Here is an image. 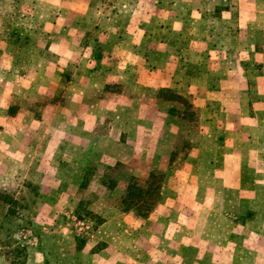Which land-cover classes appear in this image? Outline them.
Returning a JSON list of instances; mask_svg holds the SVG:
<instances>
[{
	"label": "rangeland",
	"instance_id": "rangeland-1",
	"mask_svg": "<svg viewBox=\"0 0 264 264\" xmlns=\"http://www.w3.org/2000/svg\"><path fill=\"white\" fill-rule=\"evenodd\" d=\"M148 4L0 0V186H43L26 210V264H87L107 242L129 264H264V187L253 206L247 189L214 188L215 150L258 152L250 159L264 163V61L241 62L235 82H220L235 91L212 99L189 90L213 84L201 75L213 62L190 63V78L176 72L174 83L191 105L158 100L153 72L168 62L154 55L165 36L145 21ZM131 184L143 191L141 209L123 202Z\"/></svg>",
	"mask_w": 264,
	"mask_h": 264
},
{
	"label": "crops",
	"instance_id": "crops-1",
	"mask_svg": "<svg viewBox=\"0 0 264 264\" xmlns=\"http://www.w3.org/2000/svg\"><path fill=\"white\" fill-rule=\"evenodd\" d=\"M150 1H152V5L148 4L149 6L147 7H150L149 9L152 13L146 15L147 19L145 21L149 22L152 20L148 26H153V29H160L162 31L160 35L165 36V38L160 37L158 41L152 42L157 47L154 55H156L157 61L168 62V65L159 67L157 72L154 69L153 72L155 78H153L152 87L156 88V99L191 105L192 101L188 100L187 93L181 91L178 88L179 86L174 83V81H177L175 80L177 79L176 76H178L176 72H181L183 76L190 78V71L188 70L190 63H201L203 60L207 61V63L213 62L210 69H208L209 71L211 70V74L203 71L201 75L202 77H209V75L211 78L215 77L216 79L213 81L215 87H213V84L205 83L204 81L198 83L199 87L196 86L198 90L195 88L189 90V93H205L207 97L211 98L210 94L217 96L218 94L235 91V88H227V85L222 88L220 82L225 84L224 81L230 82V79H233L231 82H235V79L231 77L237 78L238 75H242L240 72L241 62L247 64L246 61H256L257 57L263 59L261 60L262 62L264 61V0H168V5H162V0ZM158 11L162 14L159 19L156 16ZM144 18L140 21L141 25H138L137 22V30L142 26ZM161 18L166 21L163 27L160 24L157 25V21H161ZM140 34L141 32H138L139 36ZM258 34H260V37H258ZM139 36L138 40L141 38ZM181 44H183L184 48H180ZM172 46H175L174 49H172ZM158 47L162 49L160 50ZM176 62H181L179 71ZM161 68L163 72H161ZM200 68L202 69V67ZM260 71L263 72V75L260 76V86H264V70ZM193 78L196 79L194 84L196 85L198 79L195 75ZM221 78H224V81ZM254 79H257V77L254 76ZM242 87L240 84L238 90L241 94H246V102L240 103V109L247 110L249 105L247 92H249V88L246 86L245 88ZM75 88L81 92L83 89L82 81H79ZM183 88L187 91L190 87L185 84ZM161 89H169L179 94L182 98H163L158 94ZM203 100L201 99L200 101L201 105L204 102ZM218 103L216 102L215 105L218 106L220 104ZM233 107L237 109L239 104L236 103ZM184 116L187 117V114ZM139 125H143V122ZM238 125H240V121ZM144 132L143 128H137V134L142 133L144 135ZM126 136L129 138V134H126ZM215 151L219 153L218 157H221L222 160L219 162L218 168L214 170L219 180L215 183L214 188L222 187L224 189L227 186L230 190H239L240 192L247 189L248 197L245 201L248 206L262 203L260 195L264 187V175L257 177V173L264 172V163L261 164V161L257 160L254 162L250 159L261 155H258V152H254L249 156L250 158L245 159L243 150H232L227 153L219 150ZM131 154L139 157L143 153L139 149L136 153L132 152ZM149 172L147 171L148 176L152 173ZM251 172L254 173V177H246ZM225 174H228L227 179L224 178ZM36 182L38 183V192L40 194L43 187L42 182L39 180H36ZM56 195L57 197L58 195L62 196L61 193H56ZM184 232L186 233L187 230L185 229ZM119 249L114 243L107 242L98 253L91 256L92 261L87 264H114L116 259L119 260V264H129V255L123 254V250L118 251ZM186 250H188L187 246ZM119 252L118 258L113 259L112 253L119 254Z\"/></svg>",
	"mask_w": 264,
	"mask_h": 264
},
{
	"label": "trees",
	"instance_id": "trees-1",
	"mask_svg": "<svg viewBox=\"0 0 264 264\" xmlns=\"http://www.w3.org/2000/svg\"><path fill=\"white\" fill-rule=\"evenodd\" d=\"M158 94L166 99L182 98L169 89H161ZM152 175L151 173L149 176ZM38 189V183L32 179H26L20 186H0V255L4 264H26L27 245L22 240V233L32 232L26 210L34 204L39 194ZM141 192L143 191L139 187L132 184L128 186L123 198L127 208L141 209L142 203L138 204L142 198ZM149 208L150 204L141 213H146Z\"/></svg>",
	"mask_w": 264,
	"mask_h": 264
}]
</instances>
